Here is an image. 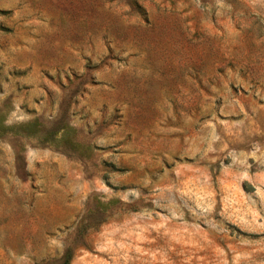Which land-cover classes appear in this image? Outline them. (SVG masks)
<instances>
[{
	"label": "rangeland",
	"instance_id": "1",
	"mask_svg": "<svg viewBox=\"0 0 264 264\" xmlns=\"http://www.w3.org/2000/svg\"><path fill=\"white\" fill-rule=\"evenodd\" d=\"M0 264H264V0H0Z\"/></svg>",
	"mask_w": 264,
	"mask_h": 264
},
{
	"label": "trees",
	"instance_id": "2",
	"mask_svg": "<svg viewBox=\"0 0 264 264\" xmlns=\"http://www.w3.org/2000/svg\"><path fill=\"white\" fill-rule=\"evenodd\" d=\"M1 126V125H0ZM70 259L69 256V251L67 250L63 255H62V264H66Z\"/></svg>",
	"mask_w": 264,
	"mask_h": 264
}]
</instances>
